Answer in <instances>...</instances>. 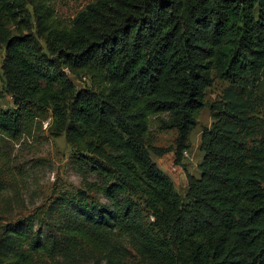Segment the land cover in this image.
Returning a JSON list of instances; mask_svg holds the SVG:
<instances>
[{"label":"trees","instance_id":"trees-1","mask_svg":"<svg viewBox=\"0 0 264 264\" xmlns=\"http://www.w3.org/2000/svg\"><path fill=\"white\" fill-rule=\"evenodd\" d=\"M52 1L0 0L2 78L13 104L0 107V136L30 133L50 109L75 153L98 159L89 169L75 162L100 178L87 191L105 202L80 190L51 205L52 225L37 222L40 212L1 226L0 264H76L87 252L116 263L123 241L139 264H264V133L248 146L260 135L249 104L229 103L202 132L199 176L185 172V198L145 143L156 117L160 130H176L181 165L214 75L256 79L264 0H92L68 24ZM65 70L89 77L91 88L75 90Z\"/></svg>","mask_w":264,"mask_h":264},{"label":"rangeland","instance_id":"rangeland-1","mask_svg":"<svg viewBox=\"0 0 264 264\" xmlns=\"http://www.w3.org/2000/svg\"><path fill=\"white\" fill-rule=\"evenodd\" d=\"M91 1L53 0L52 3L57 18L68 24ZM28 10L31 15V7L28 6ZM34 27L32 21V34L44 48L43 40L36 37ZM4 58V50L0 48V90L3 91L0 107L13 109L11 96L4 92L1 68ZM64 72L75 90L91 88L89 77L74 76L66 70ZM204 100L206 105L197 113L196 125L188 139L187 156L182 157L181 165L175 164V129L160 130L158 119L151 118L145 138L151 160L172 181L174 190L182 198L186 194L185 172L199 176L198 164L203 156L199 150L202 132L211 128L214 123L213 116L226 113L229 103H248L246 116L253 117L258 122L260 129L256 130L260 135L250 134L246 138L248 146H254L261 133H264V64L256 79L245 85L220 79L215 74L211 87L205 92ZM44 111L45 119L39 123L36 121L30 133L22 134L15 140L0 136V227L26 217L39 216L40 212H44V216L39 217L37 222L52 225L54 218L50 219L47 215L52 204L59 198L75 195L80 190L88 192L87 184L100 180L90 172L82 173L75 162V158H80L85 161L86 169H89L91 161L98 159L91 154L77 155L67 139L62 122L50 109ZM150 148L160 150V155L153 154ZM174 166L178 167L177 171L172 170ZM88 194L101 203L105 202L96 193ZM38 227L37 223L34 229ZM45 228L43 226L44 230ZM122 246L126 251L121 252L122 257L116 263H108L100 255L93 256L91 252H87L84 257L77 259L76 264H139L128 243L123 241ZM55 264L68 263L59 258Z\"/></svg>","mask_w":264,"mask_h":264},{"label":"built area","instance_id":"built-area-1","mask_svg":"<svg viewBox=\"0 0 264 264\" xmlns=\"http://www.w3.org/2000/svg\"><path fill=\"white\" fill-rule=\"evenodd\" d=\"M185 156H187V151L186 150L182 152V157H185ZM172 170L173 171H177L178 170V167H175L174 166V167H172Z\"/></svg>","mask_w":264,"mask_h":264}]
</instances>
